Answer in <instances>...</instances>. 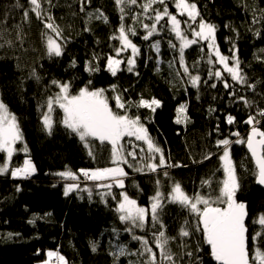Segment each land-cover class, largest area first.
<instances>
[{"label": "trees", "instance_id": "obj_1", "mask_svg": "<svg viewBox=\"0 0 264 264\" xmlns=\"http://www.w3.org/2000/svg\"><path fill=\"white\" fill-rule=\"evenodd\" d=\"M39 2L38 18L30 0H0V98L16 116L22 132L9 170L0 174V264H37L49 249L63 253L68 264H143L147 254H140L141 242L133 236L147 237L159 259L153 233L160 230L170 238L167 249L174 255L175 264H219L211 256L203 232L194 228L196 217L179 204L165 201L159 213L163 228L160 224L153 227L150 217L144 228L125 223L119 219L117 208L123 191L140 205L149 206L156 191L167 197L177 182L190 196L199 193L215 198L219 182L224 179L219 159L222 148L216 146V141L224 138L233 141L231 157L240 183L236 200L247 205L250 257L256 247L264 251V227L258 223L264 214V189L257 184L255 165L245 144L235 143L237 137L230 135L238 131L240 138L246 139L251 129L245 123L249 116L255 117L257 126L264 130V116L259 114L264 109V0H189L197 4L200 16L196 23L189 20L185 24L188 17L178 15L182 30L189 39H195L192 29L198 28L201 18L215 25L220 53L229 57L230 63L231 57L237 56L241 74L247 80L244 84L233 81L218 63L208 41L199 40L184 51L191 75L201 78L198 86H193L189 74L183 71L180 41L171 32L167 17L157 25L159 31L153 37L143 39L146 29L142 25H151L154 20L149 17L155 15L152 10L144 14L140 5L145 0H137L135 5H117L115 0ZM166 3L170 12H178L174 0ZM121 6L125 8L123 14ZM153 8L163 10V5L157 3ZM101 13L107 21L97 18ZM46 22L54 23L61 31L58 38L63 54L59 57L47 54L46 37L55 34L45 27ZM121 23L126 30L135 29L136 35L129 39L140 53L132 72L127 71L125 63L112 75L106 67L107 57L115 55V49L120 47L112 37L119 35ZM157 40L159 52L152 47ZM169 41L177 47H170ZM127 54L121 53L120 57ZM89 62L99 71H87ZM217 70L222 77L209 75ZM225 79L231 87H224ZM53 80L69 82L74 94L85 86L90 90L104 88L113 111L124 114V109L116 107L115 97L119 96L128 114L140 117L154 143L163 150L166 165L156 172L147 168L136 171V167L143 166L142 157L143 164H147L151 161L146 157L156 155L155 162L159 163V154L141 153V148L147 149L146 143L125 137V152L132 150L130 141L136 146L137 157L135 161L129 157L133 167L127 166L124 188L113 185L106 193V188L96 186L98 181L86 179L81 169L112 165L111 145L94 139L88 140V145L81 141L61 123L63 110L58 105L53 106L54 124L49 134L43 115L48 111L47 98L59 92ZM239 97L250 103L245 104ZM142 98H155L160 106L154 112L137 107ZM228 115L235 117L233 124L227 123ZM209 153L213 155L205 159ZM27 156L36 171L28 177H13L11 171L21 167ZM5 163L6 153L0 151V166ZM66 171L76 173L79 179L58 175ZM206 180L212 181L211 187L202 183ZM71 183H78L79 189L65 195ZM87 189H91V195ZM185 221L192 232L189 237L180 235ZM256 233L262 235L253 240ZM121 246L130 255L117 259L112 253L118 254Z\"/></svg>", "mask_w": 264, "mask_h": 264}, {"label": "snow or ice", "instance_id": "obj_2", "mask_svg": "<svg viewBox=\"0 0 264 264\" xmlns=\"http://www.w3.org/2000/svg\"><path fill=\"white\" fill-rule=\"evenodd\" d=\"M51 0H49V3ZM83 3V0H81ZM117 5H135L137 0H115ZM33 5V11L39 18L41 16V4L39 0H30ZM90 3V0H89ZM163 5V10L154 9V4ZM175 8L178 10L176 14L170 12L166 0H145V3L141 4L140 7L144 10V14L147 15L149 10L155 12L153 19L154 22L149 24H143L142 27L146 29V35L143 39L148 40L153 37L159 29L157 25L167 17L170 22V30L175 34V37L180 41L179 54L180 63L183 65V71L189 74L190 82L193 86H198L200 82L199 75H191L189 67L184 61V51L187 47L192 44H196L199 40L208 41V47L215 52V56L218 58V63L223 65L224 71H226L233 81H238L241 84L247 83L246 77L241 74L239 68L240 61L237 56L233 55L231 59L235 63L229 65V57L224 56L220 53L216 44V26L207 23L202 18L198 23V30L192 29V35L198 39H189L188 35L182 30V21L178 19L179 16L186 15L188 20L184 23L188 24L189 20L192 23H196L197 17L200 16L198 6L194 2L189 0H174ZM120 11L123 14L125 8L120 7ZM25 18L28 17V12L24 13ZM97 18H102L107 21V17L101 13ZM138 15L136 19H138ZM51 21V17L48 18ZM124 16L121 15V20ZM45 27L50 29L55 35H47L46 37V48L47 54L51 56L59 57L63 54V45L57 37H61V31L57 25L52 22H46ZM119 35L112 37L120 42V47L115 49V55H109L107 57V69L116 75L117 71L120 70L122 64H127V71L132 72L135 67L136 57L140 53V49L131 39L130 35H136L134 28H128L121 23L118 29ZM169 45L172 48H176L175 44L169 41ZM152 47L156 52L160 51V42L157 40L153 43ZM131 50V55L127 61L119 58L122 52ZM212 62L211 60L209 61ZM75 64V61H73ZM89 72L99 71L98 67H92L91 62L86 69ZM210 76L215 75L216 77H222L220 70L214 73H209ZM39 79V77H37ZM224 87L229 88L231 85L225 79L223 81ZM53 85L59 87V92L54 96H50L46 100L47 113L43 115V124L46 130L51 134L53 129V118L51 113L53 112V106L58 105L63 110V118L61 123L73 133L78 135L81 141L87 142L90 138L98 140L99 142H108L111 145V164L112 167L96 168L94 170L81 169L80 172L83 176L92 181H107L112 180L119 188H124V177H127L128 173L125 171L122 165L133 167L129 164V157L135 161L137 157L136 146H129L132 148L131 151L125 152V145L122 143L125 137L135 138V140L143 141L147 145V149H140L143 153L147 151L152 154H159V163H156L157 156L150 155L146 159L150 160V163L143 164L145 157H142L141 163L143 166L136 167V171H144L147 168L149 171L156 172L158 168L166 165V159L164 157L163 150L157 146L153 139L148 134L147 128L141 123L140 117L130 116L128 110L125 108V104L121 101L119 96L115 97L116 107L118 109H124V114H120L117 111H113L109 104L108 98L105 96L104 89L90 90L89 86L81 88L76 94H72L70 91L71 84L69 82L61 83L53 80ZM91 81H89V85ZM115 86H113L114 88ZM215 87V85H212ZM255 87V85H250ZM235 95V93H233ZM240 100L244 101L245 104L250 103L245 97H239ZM137 107L151 108L154 112L156 107L160 106V101L155 98L151 100L141 99ZM155 106V107H154ZM181 111L184 110V106H181ZM264 116V109L260 110L259 113ZM235 117L228 115L227 123L233 124ZM246 124L251 126V130L247 135V138H240V133L234 132L230 135L236 136L235 143L246 144L248 150L251 153V157L255 165V178L257 183L264 185V130L258 127V121L255 117L249 116L245 121ZM22 140V132L20 130L17 118L12 114L7 105L0 100V151L7 153L8 162L11 161L12 155L15 151V145L18 141ZM233 141L230 138L218 139L216 146L222 148V155L219 159L222 162L221 168L224 173V179L220 181V187L218 194L213 198L210 194L208 196L200 195L199 193L194 195L187 194L182 186L177 182L175 183L171 191L165 197L161 191H156L155 194L150 198V206H140L136 199L129 197L127 192H122V199L118 203L117 211L120 213L119 219L125 223L131 224L138 228H144L151 218L152 226L160 224L163 228L162 221L160 220V211L164 207L165 201L169 203L179 204L181 207L188 209L190 214L196 217V223L194 228L196 231H202L204 234L205 242L211 248V256L219 264H264V251H261L259 247L254 248V255L250 257L249 249V236L248 228L245 224V218L247 216V205L243 202L236 200V193L240 188L239 177L237 175L236 164L231 158V145ZM25 152L27 146L25 145ZM91 155V151L89 152ZM213 155L209 153L205 156V159H209ZM169 167H175L179 165H168ZM9 164L5 163L0 166V174L8 171ZM36 171L35 165L31 159H25L21 167H16L11 171L13 177H28ZM58 175L61 177H70L72 180H78L79 177L76 173L71 171L61 172ZM167 175V172L164 173ZM159 184V181H157ZM203 184H207L211 187V180L202 181ZM99 188H112V184L98 183L96 185ZM79 189L78 183L68 184L65 189V195L69 192ZM89 195H91V189H87ZM115 199V197H113ZM35 221H30L34 223ZM185 227L180 230L182 237H189L192 232L189 230L188 221H185ZM258 223L264 227V214H262ZM132 231L131 228L126 229ZM11 235V234H10ZM262 233H256L253 240L260 237ZM155 240V247L159 249V259L157 252L153 250V245L149 239L145 236H133V239L141 242L142 251L141 255L147 254V259L143 264H175L174 255L168 251L167 245L169 237L166 236L165 231L160 230L157 233H153ZM174 239V238H173ZM93 251L96 250V245H92ZM117 259L119 256L130 255L127 249L123 246L119 248V253H112ZM189 256L192 253H188ZM47 260L44 264H52V259L55 258L56 264H68L66 258L61 255L58 251H48Z\"/></svg>", "mask_w": 264, "mask_h": 264}, {"label": "rangeland", "instance_id": "obj_3", "mask_svg": "<svg viewBox=\"0 0 264 264\" xmlns=\"http://www.w3.org/2000/svg\"><path fill=\"white\" fill-rule=\"evenodd\" d=\"M197 30H198V28H197ZM54 36V35H53ZM56 39H58V41H60L59 40V38L57 37ZM195 39H197L196 37H195ZM209 43V42H208ZM216 44H217V42H216ZM212 50V49H211ZM213 51V53L215 54V52H214V50H212ZM125 52H129V54H127V56H122V57H119V58H121V59H123V60H125V61H127V59L130 57V55H131V50L129 49L128 51H125ZM122 53H124V52H122ZM218 59V58H217ZM235 63V61H233L232 63H230L229 62V65L230 66H232L233 64ZM121 67H122V65H121ZM120 67V68H121ZM126 67H128L127 66V64H126ZM99 89H104V88H99ZM72 93V92H71ZM72 94H74V93H72ZM105 96H106V92H105ZM107 97V96H106ZM0 100H1V98H0ZM10 111V110H9ZM11 112V111H10ZM12 113V112H11ZM13 114V113H12ZM145 126V125H144ZM146 127V126H145ZM91 139V138H90ZM89 139V140H90ZM19 142V141H18ZM17 142V143H18ZM85 142V141H84ZM16 143V144H17ZM87 145L89 144V141H87V142H85ZM123 143V142H122ZM16 148H17V145H15V150H16ZM6 153V152H5ZM13 156V155H12ZM232 158V157H231ZM12 159V158H11ZM25 159H30V157L29 156H27ZM11 162V161H10ZM10 162H8V158H7V153H6V163H8L9 165H10ZM34 164V163H33ZM129 164H132L131 163V161L129 160ZM113 165H111V166H108V167H112ZM123 167H124V169H125V171L127 172V165H122ZM36 169V168H35ZM8 170H9V167H8ZM6 173V172H5ZM17 177H20V176H17ZM124 179V178H123ZM99 183H105V184H108V183H111L112 184V187H113V185H116L115 183H113V181L112 180H107V181H98ZM107 189V191H106V193H109L110 191H111V189H108V188H106ZM124 192V191H123ZM139 204V203H138ZM140 205V204H139ZM140 206H143V205H140ZM150 206V205H149ZM146 207H148V206H146ZM48 251H58V250H56V249H49ZM47 251V252H48ZM47 252H46V257L43 259V260H41V261H39L37 264H44V261L45 260H47L48 258H47ZM61 255H63L65 258H66V256L63 254V253H61L60 251H58ZM66 260H67V258H66ZM68 261V260H67ZM52 264H56V260H55V258H53L52 259Z\"/></svg>", "mask_w": 264, "mask_h": 264}, {"label": "water", "instance_id": "obj_4", "mask_svg": "<svg viewBox=\"0 0 264 264\" xmlns=\"http://www.w3.org/2000/svg\"><path fill=\"white\" fill-rule=\"evenodd\" d=\"M251 130V129H250ZM250 130H249V132H250ZM249 134V133H248ZM247 138V137H246ZM245 146H246V144H245ZM246 148H247V146H246ZM247 150H248V148H247ZM248 152H249V154H250V156H251V153H250V151L248 150ZM254 162V161H253ZM259 186H261L263 189H264V185H261V184H259V183H257Z\"/></svg>", "mask_w": 264, "mask_h": 264}]
</instances>
